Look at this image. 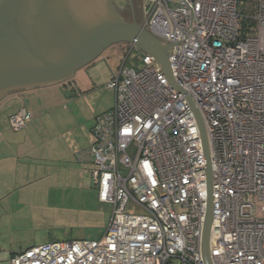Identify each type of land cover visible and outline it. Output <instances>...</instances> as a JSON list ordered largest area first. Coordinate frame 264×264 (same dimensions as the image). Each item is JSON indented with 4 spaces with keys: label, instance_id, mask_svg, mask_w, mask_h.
<instances>
[{
    "label": "built area",
    "instance_id": "2783aa9c",
    "mask_svg": "<svg viewBox=\"0 0 264 264\" xmlns=\"http://www.w3.org/2000/svg\"><path fill=\"white\" fill-rule=\"evenodd\" d=\"M246 1L251 15L239 0H144L143 25L170 44L183 91L153 56L139 49L140 67L126 57L105 84L114 105L92 127L105 232L32 246L11 264H207V162L189 98L211 153L210 264H264V0ZM30 120L24 106L9 118L13 130Z\"/></svg>",
    "mask_w": 264,
    "mask_h": 264
},
{
    "label": "water",
    "instance_id": "95a60500",
    "mask_svg": "<svg viewBox=\"0 0 264 264\" xmlns=\"http://www.w3.org/2000/svg\"><path fill=\"white\" fill-rule=\"evenodd\" d=\"M126 0H0V102L9 94L51 87L73 78L110 46L127 42L155 58L170 83H176L170 44L143 23L127 20L117 5ZM189 98V97H188ZM201 127L209 199L202 238L207 264L213 222L212 163L203 119Z\"/></svg>",
    "mask_w": 264,
    "mask_h": 264
},
{
    "label": "crops",
    "instance_id": "0c3cea01",
    "mask_svg": "<svg viewBox=\"0 0 264 264\" xmlns=\"http://www.w3.org/2000/svg\"><path fill=\"white\" fill-rule=\"evenodd\" d=\"M55 88L11 93L2 105V109L7 108V112L0 117V264H11L13 255L35 246L32 240H24L19 236L20 231L27 230L29 219L33 217L31 213H36L30 207L28 211L30 205L27 199L35 198L23 192L22 185L33 184L39 179L49 178L50 181L53 172L57 173L61 167L74 179L78 174L92 176L90 170L96 167L90 153L94 143L92 127L97 114L106 110H95L91 115L82 116V112L75 107L71 110L67 107L78 102L74 98V90L68 92ZM26 100L29 101V108L25 104ZM23 106L31 120L25 128L13 130L9 118ZM5 120L15 132L11 137L4 129ZM38 121L41 123L38 124ZM32 125H35L34 130L31 129ZM33 137L41 139V144L37 145L38 141L35 140V145L29 146ZM40 147L43 149L40 163H44L41 169L29 159L33 149L38 150Z\"/></svg>",
    "mask_w": 264,
    "mask_h": 264
},
{
    "label": "rangeland",
    "instance_id": "374dc122",
    "mask_svg": "<svg viewBox=\"0 0 264 264\" xmlns=\"http://www.w3.org/2000/svg\"><path fill=\"white\" fill-rule=\"evenodd\" d=\"M252 10V6L246 0H239L238 12L240 15H251ZM142 15L144 16V11ZM143 21L144 17L139 23H143ZM131 46L132 44L127 42L110 46L97 59L78 70L73 78L51 87L62 88L68 92L74 90V98L78 102L77 104L71 103L67 107L70 110L75 107L79 112H82V116L91 115L95 110L97 112L108 110L115 101L113 93L105 87L110 74L121 65L127 56L128 65L134 67L143 65L141 52L137 47L128 55ZM8 99L10 96L7 101ZM4 101L0 104V110ZM25 104L29 108V101L26 100ZM6 112L7 108L2 109L0 117ZM40 123L38 121V124ZM31 127V129H35V125ZM4 129L10 137L15 133L9 127L7 120L4 121ZM35 140L38 141L37 145L41 144V139L33 137L29 146L33 147ZM42 151V147L38 150L35 148L29 155L30 162L36 167L38 166L39 169L43 168L42 164H44L40 163ZM58 169L57 173L53 172L50 181L49 178L39 179L33 184L21 187L28 196L34 195L35 198L31 200L28 197L27 204L30 206L27 209L29 211L31 208L36 213H31L33 217L29 219L27 230H22L19 234L24 240H32V245L56 240L97 239L105 232L110 222L112 207L99 200L98 189L92 176L78 174L74 179V176L67 174L62 167ZM169 264L178 263L174 261Z\"/></svg>",
    "mask_w": 264,
    "mask_h": 264
},
{
    "label": "flooded vegetation",
    "instance_id": "af4514ba",
    "mask_svg": "<svg viewBox=\"0 0 264 264\" xmlns=\"http://www.w3.org/2000/svg\"><path fill=\"white\" fill-rule=\"evenodd\" d=\"M121 14L130 21H141L143 19V0H126L123 5H117Z\"/></svg>",
    "mask_w": 264,
    "mask_h": 264
}]
</instances>
